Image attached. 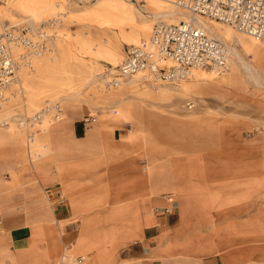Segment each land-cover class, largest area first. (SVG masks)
I'll return each instance as SVG.
<instances>
[{
	"label": "rangeland",
	"instance_id": "1",
	"mask_svg": "<svg viewBox=\"0 0 264 264\" xmlns=\"http://www.w3.org/2000/svg\"><path fill=\"white\" fill-rule=\"evenodd\" d=\"M11 1L0 3V32L5 26L2 22L20 27L35 24L47 34L35 39L46 48L21 63L10 89V100L0 111V120L15 114L32 116L48 102L61 101L65 110L62 119L53 125L49 121L51 115L43 121L42 127L49 128V132L38 136L36 151L43 159L37 166L55 152L51 138L57 125L84 126V118L89 117L87 128L101 126L99 135L105 140L116 139L115 131L121 133L116 134L123 142L120 151L132 152L140 160L149 155L155 169L162 160L168 161L171 182L186 187L191 196L187 199L199 207H206L205 210L212 207L215 212L229 216L228 220L248 221V224H186L185 233L193 236L203 260H216L218 264H264L263 79L258 82L250 75L233 77L238 67L229 53L227 70L223 72L194 68L189 78L163 82L140 72L118 88L105 91L95 81L98 74L107 66L122 62L127 46L149 40L158 21L147 36L130 43L123 41L110 51L105 46L92 45L96 34H87L83 29L89 15L86 7H93L98 0H64V13L55 15L62 19L56 27L50 22L54 15L49 20L42 15L32 21L24 15L12 16ZM132 1L136 7L149 10L146 0ZM74 7L79 9L71 10ZM201 17L228 28L232 39L242 38L247 59L261 70L255 50L264 47V41L230 24ZM17 51L19 61L27 56L25 48ZM131 94L136 97L128 98ZM177 98L181 99L175 102ZM188 102H194V107L189 108ZM9 127L15 133H25L15 120L10 121ZM99 144L96 140V148Z\"/></svg>",
	"mask_w": 264,
	"mask_h": 264
},
{
	"label": "crops",
	"instance_id": "2",
	"mask_svg": "<svg viewBox=\"0 0 264 264\" xmlns=\"http://www.w3.org/2000/svg\"><path fill=\"white\" fill-rule=\"evenodd\" d=\"M255 52L261 70L252 61L255 72L238 67L235 78L250 75L264 82V47ZM84 120L85 127L54 128L56 153L39 167L41 154L32 155L38 137L32 143L25 129L21 134L0 126V264H52L58 259L56 264L67 255L85 256L83 264H218L198 255L186 224L248 221L228 220L212 207H199L187 199L186 187L171 182L168 161L155 169L149 155L140 160L119 150L120 132L107 141L99 135L101 126L89 130L90 118ZM86 234L90 240L80 246Z\"/></svg>",
	"mask_w": 264,
	"mask_h": 264
},
{
	"label": "built area",
	"instance_id": "3",
	"mask_svg": "<svg viewBox=\"0 0 264 264\" xmlns=\"http://www.w3.org/2000/svg\"><path fill=\"white\" fill-rule=\"evenodd\" d=\"M6 0H0V3ZM176 3L191 14V19L178 23L165 20L156 22L149 40L141 44L127 46L125 57L117 66H107L98 74L95 81L105 91L118 88L128 78L144 72L156 81H176L189 78L194 68L227 70L229 49L221 40L209 35L195 24L196 16L208 17L234 26L257 40L264 41V0H177ZM61 18L50 19L56 27ZM49 22V24H50ZM46 34L33 25H5L0 32V111L10 99V89L17 80L18 70L28 56L40 54L46 45L36 36ZM47 35V34H46ZM25 48L27 56L16 58V51ZM194 107V102H188ZM64 107L61 101L48 102V105L33 114H15L0 120V126H8L10 121L27 131L28 140L34 142L47 131L43 121L61 119ZM40 157V152L32 154ZM85 256L67 255L56 264H83Z\"/></svg>",
	"mask_w": 264,
	"mask_h": 264
},
{
	"label": "bare ground",
	"instance_id": "4",
	"mask_svg": "<svg viewBox=\"0 0 264 264\" xmlns=\"http://www.w3.org/2000/svg\"><path fill=\"white\" fill-rule=\"evenodd\" d=\"M146 1L148 3L147 6L149 7L147 9L149 10H143L136 7V5L132 0H98L93 7L92 6L86 7L89 8L88 9L89 15L87 17L88 20L83 24V29L84 32L87 34L90 35L96 34L95 36L96 38H92L93 40H91L92 45L105 46L109 48L110 51H112L115 50L117 46L123 41L130 43L139 40L141 37L147 36L151 30L153 23L156 21L165 20L168 22H173V21L181 22V21H185L186 19L189 20L192 18L191 14L185 8L179 6L176 3L177 0H165V1L146 0ZM63 5H65L64 0H12L9 8L12 16L24 15L25 17L26 16L30 17L29 20L32 21L34 18L40 17L42 15L44 16L43 19L47 20L53 15L55 17L57 13H64ZM78 9L79 8L77 7L71 8V10H78ZM62 15L61 17H63ZM193 19L195 24L199 27H202L209 35L216 37L220 40H223L225 41V43H227V47L231 55V60L234 64H237V67H243L247 72H255L256 67L254 63L251 60L247 59L246 55L243 53L245 47L241 45L242 38L232 39L231 31H229L228 28H223L222 26L215 23L214 24L209 23L205 21L201 16H196ZM2 25H6V24L2 22ZM237 74H238V70H235L233 72V77ZM118 96L119 95H117L116 97L118 98ZM131 97L135 98L136 95L131 94V96H129L128 98ZM117 101L118 102L121 101L120 97L117 99ZM111 105L112 104H110V106ZM53 140L55 139L53 138ZM91 236L97 238L93 234ZM89 237L90 235L88 234L84 235L79 241L80 246H83L85 243L88 244V241L90 240V239L88 240ZM94 244L99 246L100 241L96 239Z\"/></svg>",
	"mask_w": 264,
	"mask_h": 264
}]
</instances>
